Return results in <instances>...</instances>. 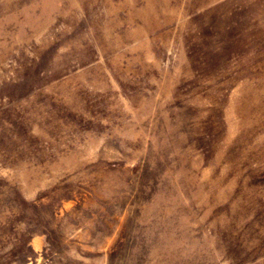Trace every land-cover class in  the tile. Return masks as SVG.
Masks as SVG:
<instances>
[{
  "label": "rangeland",
  "instance_id": "1",
  "mask_svg": "<svg viewBox=\"0 0 264 264\" xmlns=\"http://www.w3.org/2000/svg\"><path fill=\"white\" fill-rule=\"evenodd\" d=\"M0 264H264V0H0Z\"/></svg>",
  "mask_w": 264,
  "mask_h": 264
}]
</instances>
